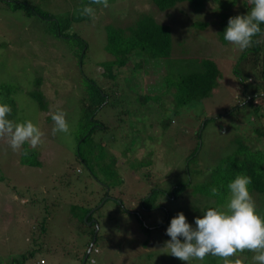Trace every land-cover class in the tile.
<instances>
[{"label":"rangeland","instance_id":"obj_1","mask_svg":"<svg viewBox=\"0 0 264 264\" xmlns=\"http://www.w3.org/2000/svg\"><path fill=\"white\" fill-rule=\"evenodd\" d=\"M32 1L56 17L68 19L79 17L77 10L83 8V0ZM246 1L199 0L198 5L185 4L159 13L152 8L151 0H108V8L91 5L96 10L95 19L70 20L69 32L88 45L81 64L64 41L45 33L49 21L23 17L21 11H11L0 1V83L19 86L13 94L14 121L31 120L44 133L43 143L36 149L24 146L26 156L22 150L14 152L6 139H0V264H39L40 257L46 264H82L79 257H63L60 249L71 256L82 255L89 240L83 226L89 229V222L95 223L94 247L98 251L90 253L86 264H186L167 254L170 220L182 212L195 227L194 218L226 202L227 183L211 179L212 171L206 170L216 161L232 157L237 144L244 143V135L250 132L246 115L225 114L237 96L233 67L242 51L222 41L217 33L220 24L227 27L229 17L248 13ZM143 12L168 22L173 35L170 57L154 60L157 64L149 66L147 72L140 66L130 69L131 64L119 69L114 78L117 85L108 92L109 103L114 105L97 110L95 122L103 126L87 137L90 123L82 118L86 104L82 101L83 87L88 83L84 77L97 79L93 76L99 66L100 81L106 77L103 63L110 57L105 49L107 32L126 27ZM199 23H205L204 28H199ZM202 58L216 61L221 68L222 81L216 92L178 111L173 109L170 94H164V73L187 71L189 65ZM37 76L43 77L45 111L29 96ZM145 94L151 96L143 106L134 101L135 96ZM2 95L0 92V103H5ZM57 109L66 113L67 136L52 134L51 114ZM125 109L129 110L127 114L122 112ZM169 117L172 121L167 120ZM210 117L214 119L204 125V119ZM199 125L202 133L194 140L192 135ZM250 133L251 138L258 137L256 132ZM253 142L256 144L255 139ZM197 143L198 154L189 166L191 183L177 189L175 186L186 180L185 157ZM258 146L264 147V138ZM31 160L34 164H29ZM211 184L225 196L223 203L215 205L221 196L211 195ZM250 192L260 214L264 195ZM103 193L102 200L96 202ZM86 198H91L87 214L93 213L92 219L85 223L84 217L85 224H79L80 212L73 214L71 208L81 206ZM41 222L46 225V244L59 253H38L23 263H13L12 259L20 258L39 237ZM253 255L245 251L232 259L254 264ZM188 264L223 261L208 255L203 261Z\"/></svg>","mask_w":264,"mask_h":264},{"label":"trees","instance_id":"obj_2","mask_svg":"<svg viewBox=\"0 0 264 264\" xmlns=\"http://www.w3.org/2000/svg\"><path fill=\"white\" fill-rule=\"evenodd\" d=\"M0 1L3 2L6 7L10 8L11 11H21L23 17L28 19L34 18L37 21H49L50 24L46 27L45 33L49 34L56 40L64 41L70 48L73 57L76 55L75 57L78 61L76 62L79 64L82 63V60L86 57L88 45L76 33L69 32L70 20H79L87 18L88 16L80 15L79 17L71 19L56 17L52 12L42 9L38 3L35 4V1L33 2L32 0ZM90 4L91 0H83L82 2L83 7ZM151 4L152 8L159 13V11L164 12L167 10L171 11L178 9V6L182 7L185 4L188 6H192V4L198 5L200 2L199 0H151ZM188 6L186 7L187 10L189 9ZM245 7L246 10L249 11L251 5L248 1H246ZM187 10H179V12ZM151 14L146 12L140 13L136 21L126 27H117L107 32L105 49L110 54V57L105 63H103L105 66L103 68V75L106 77L100 81V66L97 69V73L93 76L97 79L84 77L88 83L83 87L85 94L82 96V101H85L86 104L83 105L85 108H83L84 113L82 114V118L85 120V123H90V126H88L85 133L87 134V137L88 135L91 137L97 127L103 126L102 124L97 125L94 116L100 107L110 104L108 92L110 89L115 87V85H117L114 78L118 76L119 69L131 64L130 69L137 70L140 69L138 68L140 66L143 68L145 67L147 72L149 66H155L157 64V61L154 60L170 57L173 46L172 30L167 24V21L163 22L161 19H158L157 16L154 17ZM235 16L236 15H233L232 17ZM225 18L226 17L224 15L223 19ZM204 25L205 23H199L198 27L202 29L204 28ZM260 27L262 31L260 34L253 37L251 47L243 50L242 54L236 62H234L235 65L233 67V73L236 77L235 90L237 96L234 97L235 101L233 104L231 106H227L228 108L225 111V114L229 115H246L249 122L247 129L250 132H256V136L258 137L251 138L252 133H247L244 135V143L239 142L237 144L236 151L232 157L216 161L213 166H211L212 168L206 171H212V175L210 174L211 179L214 177L217 182L224 183L225 185L233 180L238 174L248 175L252 179V183L249 185V190L264 195V147L261 148L258 146L260 140L264 138V24H261ZM225 29L226 28L220 24L217 32L219 38H221L224 42L223 33ZM138 60L139 62H137ZM189 67L191 69L187 71L179 69V71L164 73V94H170L171 104L172 106L174 105L173 109L176 110L177 108V111L183 105L210 97L214 94L213 91L216 92L215 89L222 81V72L219 64L210 58H202L199 61H196L195 65H189ZM42 81L43 77L41 76H37L33 79V89L29 90V96L31 99L36 101L40 110L45 111L47 101L46 95L41 89ZM18 87L19 86L14 82L0 83V90H2L0 92L4 94L2 95L4 102L9 104L12 109L8 118L13 121L16 114V104L13 94L17 92ZM150 96V94L135 96L134 101L143 106L144 103L148 101ZM110 105L113 107L114 103ZM86 108H88L87 111H85ZM155 110L159 111L161 109L155 108ZM122 112L123 114H127L129 110L125 109ZM160 112L163 114L162 111ZM221 115L223 114H219V117ZM210 119H214V117L204 119V125ZM167 120L172 121L171 117ZM202 129L203 128H200L199 125L194 131L192 135L194 140L200 138ZM80 139L84 140L83 138ZM254 139L256 144L253 142ZM197 150L198 143L194 146V148L192 146V151L186 155V161H184V165L186 166L184 172L186 180L185 182L175 186L177 189L185 187L191 183V178L188 175L190 169L189 166L191 164V159L196 157L198 154ZM29 164H34V161L31 160ZM213 185L215 184H211V186ZM217 186H220L223 189V186ZM227 192L228 190L226 193ZM90 193L93 194L94 192ZM152 194L153 193L149 196L150 199ZM104 195L105 193H103L100 198L96 200V202H100ZM224 199L225 196H221L217 201H215V205L223 203ZM89 200H91V198H86L85 201L81 203V206L73 205L71 208L73 210V214H76V211L80 212L78 220L79 224H81V222L84 223V217H86L85 223L92 219L93 213L90 212L87 214L91 208V205L88 204ZM147 203L149 207H152L151 200L147 199ZM144 205L146 206L145 203ZM259 215L264 216V210ZM41 223L43 227L39 237H35V239L32 240L31 248L21 254L20 258H13V263H23L28 257H33L38 253L39 255L49 251L59 253V251L49 248L48 243L46 244V238L44 236L46 234V225L43 222ZM87 225L89 226V229H87L86 226H83V233L88 234L89 240H87V243L84 246L82 255H78V253H76V255L71 256L68 251L60 249V254L63 255V257H67L69 259L71 257L74 259L79 257L82 262L92 241L94 242L87 253L86 260L84 263L82 262V264H86L92 251H98L97 248L94 247V243H96L97 240L93 234L95 231V223L91 222ZM90 262L94 263V260L90 259ZM37 263L46 264V260L43 257H40Z\"/></svg>","mask_w":264,"mask_h":264},{"label":"clouds","instance_id":"obj_3","mask_svg":"<svg viewBox=\"0 0 264 264\" xmlns=\"http://www.w3.org/2000/svg\"><path fill=\"white\" fill-rule=\"evenodd\" d=\"M248 3L251 5L248 13L229 17L223 33L224 40L241 51L251 47L253 37L261 33L260 25L264 24V0H248ZM91 5L109 7L108 0H91L90 5L77 10L79 15L95 19L96 10ZM11 111L9 104L0 103V139H6L14 152L23 149L21 154L26 156L28 151L24 146L36 149L42 145L44 133L31 120H10ZM51 119L53 135L70 134L65 111L57 109L51 114ZM251 183L250 176L236 175L227 184L226 202L220 207H210L202 216L194 218L195 227L187 222L182 212H178L166 229V235L170 237L165 242L167 254L186 264L193 260L203 261L208 255L221 258L223 264H241L239 259L232 258L248 251L254 254V264H264V216L256 211V203L249 190ZM210 193L214 197L221 196L215 186L211 187ZM99 228L97 225V230Z\"/></svg>","mask_w":264,"mask_h":264},{"label":"water","instance_id":"obj_4","mask_svg":"<svg viewBox=\"0 0 264 264\" xmlns=\"http://www.w3.org/2000/svg\"><path fill=\"white\" fill-rule=\"evenodd\" d=\"M85 220H86V218H85ZM89 224H90V222H89ZM93 242H94V241L91 242V244H90V246H89V248H88V251H89L91 245L93 244ZM88 251H87V253H88ZM87 253H86V255H85L84 259H83V263H84V260L86 259Z\"/></svg>","mask_w":264,"mask_h":264}]
</instances>
